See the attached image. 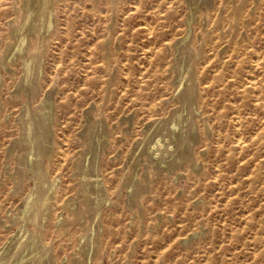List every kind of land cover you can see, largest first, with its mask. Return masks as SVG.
I'll return each mask as SVG.
<instances>
[{
	"label": "rangeland",
	"instance_id": "1",
	"mask_svg": "<svg viewBox=\"0 0 264 264\" xmlns=\"http://www.w3.org/2000/svg\"><path fill=\"white\" fill-rule=\"evenodd\" d=\"M0 264H264V0H0Z\"/></svg>",
	"mask_w": 264,
	"mask_h": 264
}]
</instances>
